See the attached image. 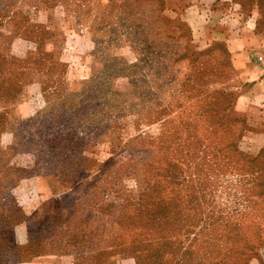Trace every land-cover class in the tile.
I'll return each mask as SVG.
<instances>
[{
  "label": "rangeland",
  "instance_id": "374dc122",
  "mask_svg": "<svg viewBox=\"0 0 264 264\" xmlns=\"http://www.w3.org/2000/svg\"><path fill=\"white\" fill-rule=\"evenodd\" d=\"M158 5L0 0V264H264L242 82Z\"/></svg>",
  "mask_w": 264,
  "mask_h": 264
},
{
  "label": "crops",
  "instance_id": "0c3cea01",
  "mask_svg": "<svg viewBox=\"0 0 264 264\" xmlns=\"http://www.w3.org/2000/svg\"><path fill=\"white\" fill-rule=\"evenodd\" d=\"M174 26H198L204 35L224 41L231 70L242 82L231 108V118L244 122L250 149L264 152V0H164ZM181 21V22H179ZM205 32V33H204ZM42 259V258H41ZM44 259V258H43Z\"/></svg>",
  "mask_w": 264,
  "mask_h": 264
},
{
  "label": "trees",
  "instance_id": "16d2710c",
  "mask_svg": "<svg viewBox=\"0 0 264 264\" xmlns=\"http://www.w3.org/2000/svg\"><path fill=\"white\" fill-rule=\"evenodd\" d=\"M156 1H158L159 2V5H158V9H156V7L154 8V14H155V17L158 19V18H162V20L163 21H165V20H168V22H169V26H173V27H175L173 24L176 22L175 21V19L174 18H171L170 19V16H168L167 15V13H166V11H167V9H166V5H165V2H164V0H149V2H151V3H153V2H156ZM163 12V13H162ZM163 14V15H162ZM165 14H166V16L167 17H169V18H167L166 16H165ZM179 26H183V25H179ZM221 43H223L224 45H225V48H226V44L224 43V42H221ZM226 53H227V56H228V52H227V49H226ZM229 57V56H228ZM174 61H176V59L174 60ZM237 97V96H236ZM235 102V101H234ZM232 106H233V104H232ZM232 106H231V108H232ZM231 108H230V110H229V115H230V117H231ZM231 122H242L241 120H238V119H232L231 118ZM243 124H244V122H242ZM245 125V124H244ZM239 135L236 137V139L237 140H239L240 138H241V134L242 133H238ZM235 145H236V143H235ZM244 155V154H243ZM245 157V159H247V160H252V162H251V166H252V168H255V165H253L255 162H256V160L257 161H260V163H258L259 165H262L263 163H264V152L260 155V156H251V155H249V154H247V153H245V155H244ZM247 162V161H246Z\"/></svg>",
  "mask_w": 264,
  "mask_h": 264
}]
</instances>
